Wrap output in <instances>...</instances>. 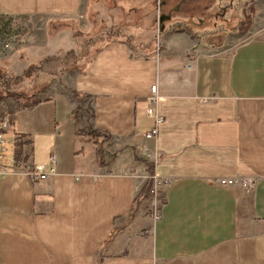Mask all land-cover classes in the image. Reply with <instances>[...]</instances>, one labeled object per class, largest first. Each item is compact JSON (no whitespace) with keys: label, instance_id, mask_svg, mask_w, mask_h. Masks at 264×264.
I'll return each mask as SVG.
<instances>
[{"label":"crops","instance_id":"1","mask_svg":"<svg viewBox=\"0 0 264 264\" xmlns=\"http://www.w3.org/2000/svg\"><path fill=\"white\" fill-rule=\"evenodd\" d=\"M241 1L0 0L41 22L0 55V88L23 94L0 100V264H264V0ZM51 150L44 180L12 169ZM149 174L168 179L157 220ZM238 177L250 193L211 182Z\"/></svg>","mask_w":264,"mask_h":264},{"label":"built area","instance_id":"2","mask_svg":"<svg viewBox=\"0 0 264 264\" xmlns=\"http://www.w3.org/2000/svg\"><path fill=\"white\" fill-rule=\"evenodd\" d=\"M11 47V40H7L3 43L2 48L8 49ZM187 68H191V65L188 64ZM157 99V86L155 84L150 87V95L148 97L149 105L146 109L147 115L154 119V127L152 130L142 133V137L146 140L153 139L158 132V125L162 121V116L156 112L155 102ZM9 124V114L5 113L0 119V161L3 159L6 153V143L4 138V132L7 129ZM139 154L146 160L154 161L158 154L150 149L147 146H142L139 150ZM49 166L46 168L44 164H27L22 152H18L14 155L12 160V169L21 173L22 175L29 178L31 181H39L48 178L50 175L54 174V166H55V156L53 151H50L49 154ZM6 167L0 164V174L6 173ZM148 184V195L150 198L149 205V215L154 220L160 218L161 206L164 203L163 196L161 194V187H163L168 179H164L158 177L153 174L147 175ZM212 183H216L222 186H230L235 183L239 184L243 191L248 194L252 191L254 180L248 177H238V178H217L212 179Z\"/></svg>","mask_w":264,"mask_h":264},{"label":"rangeland","instance_id":"3","mask_svg":"<svg viewBox=\"0 0 264 264\" xmlns=\"http://www.w3.org/2000/svg\"><path fill=\"white\" fill-rule=\"evenodd\" d=\"M243 1L244 0H242L241 2H243ZM189 2L190 1H188V3ZM253 16H254V12L252 13V17ZM94 18L97 21L99 19H101L100 16L99 17L96 16ZM220 20L219 19L216 20L215 25H216V23H219L220 27H221L222 22H219ZM77 21L79 22V24L81 23V25L79 26V29H81V31H83L84 17L81 16V18H79ZM36 24H41L40 19H35V18L29 19V18H22V17L0 15V52H2L0 55H3L5 58H7V56L9 55V52L16 51V50L18 51L21 40H23V36L24 35L30 36L31 35L30 33L32 31H34V27L38 26ZM219 24H218V26H219ZM76 33H77V36L80 37L79 33L78 32H76ZM7 40H11V45H12L11 47H13V49L12 48H9V49H3L2 48L3 43ZM77 52H78V47H75V53L73 52L74 55H76ZM64 53H65V51L61 52L59 55L54 56L52 59H50L46 63L45 69H46L47 73H51V71L57 72V71H59V68L61 70L65 67H68L69 64H71L70 59L72 58V55L64 56ZM57 57H59V58H57ZM62 57L65 59L64 65L59 63V60H58V59H61ZM68 59H69V61H68ZM19 65H20L19 58H17L16 60L13 59L11 67L15 68L17 71H19L20 70ZM43 75L44 76L42 78V81H45L47 79V77H46L47 75L46 74H43ZM1 80L2 79L0 78V85H1ZM11 90H12V91H10L11 95H7V96H11L14 99H20L21 98L20 95L21 96L23 95V94H21V91L19 90V88H17V86H14V85L11 86ZM3 95H4V92L0 88V100L7 97V96L3 97Z\"/></svg>","mask_w":264,"mask_h":264},{"label":"trees","instance_id":"4","mask_svg":"<svg viewBox=\"0 0 264 264\" xmlns=\"http://www.w3.org/2000/svg\"><path fill=\"white\" fill-rule=\"evenodd\" d=\"M11 95L10 92L5 91L3 96ZM147 193V189L144 190V195Z\"/></svg>","mask_w":264,"mask_h":264}]
</instances>
